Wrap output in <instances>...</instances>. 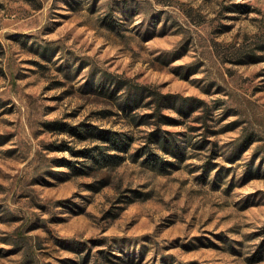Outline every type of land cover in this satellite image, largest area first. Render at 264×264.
Listing matches in <instances>:
<instances>
[{"label":"rangeland","instance_id":"rangeland-1","mask_svg":"<svg viewBox=\"0 0 264 264\" xmlns=\"http://www.w3.org/2000/svg\"><path fill=\"white\" fill-rule=\"evenodd\" d=\"M0 264H264V0H0Z\"/></svg>","mask_w":264,"mask_h":264},{"label":"trees","instance_id":"trees-1","mask_svg":"<svg viewBox=\"0 0 264 264\" xmlns=\"http://www.w3.org/2000/svg\"><path fill=\"white\" fill-rule=\"evenodd\" d=\"M161 102V101H160ZM160 118V116H159ZM167 119L169 121L175 120L174 117L167 115ZM155 134V133H154ZM100 138H106L107 140L113 142L114 146L116 148H123L124 147V142L121 138H118L117 136L110 134V133H103L99 134ZM152 140H155L157 143H159L165 150H168L169 152L173 154H180L179 153V145L176 141H173V143L170 141L169 137H167L164 134H161L160 132L155 134L154 138ZM125 148V147H124ZM82 152V154H87L86 156H91V158H96L98 159V155H95L93 152H88L86 150L79 151ZM155 164V163H154Z\"/></svg>","mask_w":264,"mask_h":264}]
</instances>
